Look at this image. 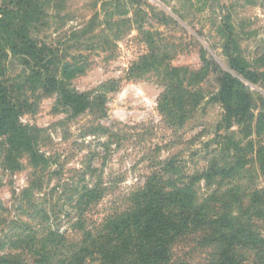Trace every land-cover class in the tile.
Wrapping results in <instances>:
<instances>
[{"label":"rangeland","instance_id":"obj_1","mask_svg":"<svg viewBox=\"0 0 264 264\" xmlns=\"http://www.w3.org/2000/svg\"><path fill=\"white\" fill-rule=\"evenodd\" d=\"M0 19V82L34 137L12 149L0 135V264H101L80 258L91 235L174 193L201 215L231 210L253 239L237 262L264 264V0H0ZM225 73L247 91L239 115ZM190 238L165 264H213Z\"/></svg>","mask_w":264,"mask_h":264},{"label":"trees","instance_id":"obj_2","mask_svg":"<svg viewBox=\"0 0 264 264\" xmlns=\"http://www.w3.org/2000/svg\"><path fill=\"white\" fill-rule=\"evenodd\" d=\"M9 14L10 10L6 9L5 15ZM0 23L3 24V19H0ZM9 24L10 21L3 28L9 30ZM9 32L12 34L11 42L14 46H21L22 51L31 58L41 59V49L27 37L24 25L19 27L13 24ZM230 61L231 69L237 75L250 78V71L241 61L234 58ZM224 76L228 78V85L227 88L221 87V92L226 89L235 94L236 102L228 109L239 115L245 109L247 91L238 77L228 73ZM84 96L75 93V112L84 108L86 99ZM18 114V106L8 100L6 87L0 82V135L5 136L6 143L12 149H32L34 137L29 128L18 122ZM261 156L259 168L264 174V149ZM183 197L176 193L160 199L157 196L154 198L147 196V201L138 214L139 223L136 224L133 218L126 221L122 219L110 221L106 231L103 233L98 231L95 236L91 235L85 241L87 248L81 249L80 258L83 260L85 256L94 259L93 256H97L101 264L107 263L108 259L115 260V264L117 262L121 264L120 260L126 261V258H129V264H165L170 243L181 240L179 238L182 236L191 235L197 244L216 249L213 264H240V261L238 263L236 260L239 246L242 247L253 240L246 232L244 224L241 225L233 219L231 210L221 214L215 213L212 217L201 215L189 198L184 195ZM36 235V232L30 231L27 236L29 250L30 254L41 258L38 252L43 246L39 244L44 235H40V239H37ZM130 247H133L132 255L125 256L126 250Z\"/></svg>","mask_w":264,"mask_h":264}]
</instances>
